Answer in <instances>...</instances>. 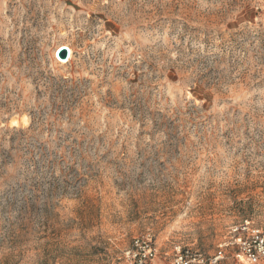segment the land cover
Listing matches in <instances>:
<instances>
[{"label":"rangeland","instance_id":"374dc122","mask_svg":"<svg viewBox=\"0 0 264 264\" xmlns=\"http://www.w3.org/2000/svg\"><path fill=\"white\" fill-rule=\"evenodd\" d=\"M245 222L264 0H0V264H134L146 236L149 264L209 258Z\"/></svg>","mask_w":264,"mask_h":264},{"label":"built area","instance_id":"2783aa9c","mask_svg":"<svg viewBox=\"0 0 264 264\" xmlns=\"http://www.w3.org/2000/svg\"><path fill=\"white\" fill-rule=\"evenodd\" d=\"M228 249L235 250V256L240 262L259 264L264 261V225L251 227L250 222H245L236 228L231 239L222 243L217 253L209 258L200 252L179 248L171 264H221L226 259ZM158 256V249L150 236L135 238L132 247L126 252L127 259L134 264H149Z\"/></svg>","mask_w":264,"mask_h":264},{"label":"water","instance_id":"95a60500","mask_svg":"<svg viewBox=\"0 0 264 264\" xmlns=\"http://www.w3.org/2000/svg\"><path fill=\"white\" fill-rule=\"evenodd\" d=\"M66 53H67V50L63 49L61 52V58L66 59L67 58Z\"/></svg>","mask_w":264,"mask_h":264},{"label":"bare ground","instance_id":"6f19581e","mask_svg":"<svg viewBox=\"0 0 264 264\" xmlns=\"http://www.w3.org/2000/svg\"><path fill=\"white\" fill-rule=\"evenodd\" d=\"M25 119H26V118H25ZM13 124H14V125H17V121H13Z\"/></svg>","mask_w":264,"mask_h":264}]
</instances>
